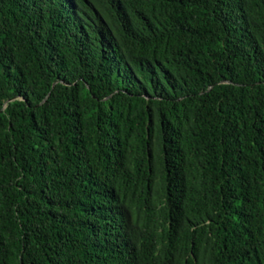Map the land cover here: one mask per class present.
I'll return each instance as SVG.
<instances>
[{"label":"trees","instance_id":"16d2710c","mask_svg":"<svg viewBox=\"0 0 264 264\" xmlns=\"http://www.w3.org/2000/svg\"><path fill=\"white\" fill-rule=\"evenodd\" d=\"M0 264H264V0H0Z\"/></svg>","mask_w":264,"mask_h":264}]
</instances>
